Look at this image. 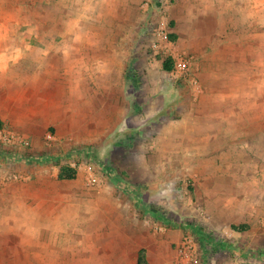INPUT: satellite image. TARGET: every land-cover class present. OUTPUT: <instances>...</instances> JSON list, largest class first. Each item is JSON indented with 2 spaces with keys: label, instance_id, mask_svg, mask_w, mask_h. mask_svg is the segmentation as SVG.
I'll return each instance as SVG.
<instances>
[{
  "label": "rangeland",
  "instance_id": "374dc122",
  "mask_svg": "<svg viewBox=\"0 0 264 264\" xmlns=\"http://www.w3.org/2000/svg\"><path fill=\"white\" fill-rule=\"evenodd\" d=\"M0 133V264H264V0H0Z\"/></svg>",
  "mask_w": 264,
  "mask_h": 264
},
{
  "label": "built area",
  "instance_id": "2783aa9c",
  "mask_svg": "<svg viewBox=\"0 0 264 264\" xmlns=\"http://www.w3.org/2000/svg\"><path fill=\"white\" fill-rule=\"evenodd\" d=\"M167 30H168V26L166 24V22L164 20H160L158 27L155 31V38H156V43L154 44V48H156L158 43L162 44L165 43L167 41ZM189 61L188 62H178L175 65V70L173 71V75L177 80H180V78L184 77L185 73H188L189 71ZM3 140V141H2ZM4 144V146H7L8 144H13L15 142L20 143L21 146H23L24 148H27L29 146V141L26 137H18L16 138L15 135H11V136H6L5 138L1 137V133H0V143ZM87 171L92 174L95 171V168L93 165H88L87 166Z\"/></svg>",
  "mask_w": 264,
  "mask_h": 264
},
{
  "label": "trees",
  "instance_id": "16d2710c",
  "mask_svg": "<svg viewBox=\"0 0 264 264\" xmlns=\"http://www.w3.org/2000/svg\"><path fill=\"white\" fill-rule=\"evenodd\" d=\"M165 69L170 71L172 69V66L171 65H168L166 64L165 66ZM64 177H68V178H72V176L68 175H64ZM155 213V215H157L159 212L158 211H153ZM187 229H189V227H185ZM191 231H196L195 227L194 228H190ZM198 232V233H197ZM195 234L198 235V240L202 243V244H212L213 241V238L209 235V234H206V233H199L200 231H197ZM200 234V235H199ZM202 234V235H201ZM145 258L144 257H140L139 261H138V264H143Z\"/></svg>",
  "mask_w": 264,
  "mask_h": 264
},
{
  "label": "crops",
  "instance_id": "0c3cea01",
  "mask_svg": "<svg viewBox=\"0 0 264 264\" xmlns=\"http://www.w3.org/2000/svg\"><path fill=\"white\" fill-rule=\"evenodd\" d=\"M1 206V205H0ZM0 243H2V239L0 238ZM0 247H2V246H0ZM7 252V250L6 249H1L0 250V255L2 254V253H6Z\"/></svg>",
  "mask_w": 264,
  "mask_h": 264
}]
</instances>
